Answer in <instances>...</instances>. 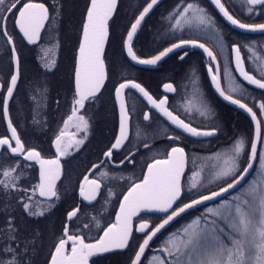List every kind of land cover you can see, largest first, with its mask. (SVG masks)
<instances>
[{
    "label": "snow or ice",
    "instance_id": "1",
    "mask_svg": "<svg viewBox=\"0 0 264 264\" xmlns=\"http://www.w3.org/2000/svg\"><path fill=\"white\" fill-rule=\"evenodd\" d=\"M211 2L232 25L248 31H264V23H243L230 14L221 0H211ZM21 3L22 0H15L10 4H6V0H0V7H3L6 13L12 14L13 10L17 9V6ZM158 3L159 0L147 2L127 32L125 47L131 59L139 64L157 65L158 62L175 50L190 46L202 49L211 61H216L214 52L196 39L180 40L179 43H173L171 47L165 48L159 54L148 59L138 58L132 48L133 38L145 17ZM246 3L250 6L248 8L250 13L255 6H264V0H246ZM116 7L117 0H90L86 20L82 25V39L79 43L76 60L75 95L72 113L64 121V129L60 131L54 141L57 158L44 159L35 148L26 149L10 119L8 120V129L11 132V138H0V148L9 151L11 156H22L25 161H35L40 165L39 183L31 189H21L17 186L19 177L14 176L13 173L17 171L18 166L5 168L2 172L5 179L0 180L4 196L20 192L19 203L29 217L45 214L44 211L35 210L33 200L37 195L48 201L59 198L57 181L60 180L62 175L60 157L65 155L67 151L66 148L62 150L61 144L69 123L75 121V127L78 130L87 132L89 122L83 115H78V113L85 108L86 102L97 97L104 86L107 76L104 62L105 42L109 34V20L112 18ZM189 13H192V15L189 16ZM170 16L175 18V27L177 28L182 23H191L193 19L198 20L202 25L213 24V19L206 13V10L193 3H188L182 10L175 11ZM8 18V15L0 16V32L7 38V43L12 45L11 52L15 62V70L7 86V94L2 101L5 118L9 115V100L13 97L20 77V58L17 55L13 37L7 31ZM50 19L49 8L44 3L27 0L18 9V17L14 23L29 44H36L40 39L41 30L45 28ZM231 51L235 53V68L240 76L248 83L264 89V71L261 72V78L257 79L244 67L241 46L234 44ZM50 52L51 50L46 52L43 57L46 59V65L55 63L54 60L48 59ZM187 55L188 53L185 52L179 59L183 60ZM208 72L220 96L248 112L256 126L255 138L250 141V147L246 145L245 140L241 137L234 140L228 153L217 154L216 159L222 161V163L213 166L215 170L212 172V178L213 182H221L225 186L220 187L217 191L210 192L208 195H199L198 198L191 199L183 206L174 208L173 206L180 199L183 192L182 178L186 170L187 156L183 147H171L170 151L166 153V158L153 159L147 165V171L141 182L133 183L128 188L120 202L115 222L104 228L103 235L95 242L86 243L84 236L69 235V229L65 226L63 229L64 238H60L54 244V251L50 254V264H89V259L93 256L114 250L127 249L130 247V239L133 235V217L144 211L166 214V217L154 228L150 227L148 220H142L135 229V231L144 234V238L142 243L139 244L138 250L135 251L134 257L130 258L129 264H141L142 257H144L150 241L162 229H165L170 222L187 210L207 201L225 197V194L238 189L245 182L249 172L254 169L257 160L259 163V167L256 169L257 179L248 182L246 188L239 189L231 198L225 197L222 199L216 207H208L205 213L196 217L187 227L178 230L183 233L179 243H170V246L161 249L167 257L171 258L170 260L161 257H155L154 259L158 261V264H264V152L258 151V144L264 139L261 136L262 121L257 118V113L247 104L242 103L239 99H234L232 95L225 94L220 83L218 64L215 73L211 65ZM129 88L137 90L152 108L156 109L171 124L183 132L193 137H208L218 134L216 128L201 130L193 127L190 123H186L169 110L167 96L157 100L140 83L128 80L121 83L115 90L116 99L119 102V134L116 136L111 148L104 153L105 157L110 159L113 156V150L120 149L128 139L130 113L124 98V90ZM163 88L169 93L176 91L172 83H165ZM236 90L235 88L232 89V91ZM259 108L261 115H264V103H261ZM207 111L205 109L201 114L205 115ZM143 119L145 121L150 119L148 112L144 113ZM168 138L179 139V137ZM13 141L15 146H13ZM83 143V140L75 141L76 145ZM144 147L150 148V145L144 144ZM245 154H247V163L246 166L241 168V158ZM98 167V165H93L94 169ZM199 175V172L192 173L193 179L189 184V192L200 187ZM100 188L101 183L99 180H90L88 176H85L79 186V194L84 200L91 202L96 199ZM109 195H112L111 191H109ZM7 206L10 207V204ZM79 211V207L69 211L67 220L72 221L77 217ZM14 221L15 217L10 213L6 217L4 226L0 228V233L5 236L4 241L0 244V264H28L26 257L30 251H34V248H29V244H34V238L24 242L22 246L18 236L19 228ZM69 243L71 244L70 251L68 250Z\"/></svg>",
    "mask_w": 264,
    "mask_h": 264
},
{
    "label": "flooded vegetation",
    "instance_id": "2",
    "mask_svg": "<svg viewBox=\"0 0 264 264\" xmlns=\"http://www.w3.org/2000/svg\"><path fill=\"white\" fill-rule=\"evenodd\" d=\"M23 2H27V0H22L20 7H22ZM33 2L44 3L49 8L50 13L60 6V0H33ZM147 2H150V0H118L117 10L109 23V40L112 36H116V24L122 26L131 16L134 17L130 18L129 26L124 28V30L122 29L121 41L117 49L118 53H122L125 57L127 32ZM221 2L225 4L234 18L239 19L243 23H264V6L257 5L250 13L248 11L250 6L247 5L246 0H221ZM188 3H193L205 9L206 13L212 17L213 24L202 25L198 20L193 19L191 23H182L179 28L175 27V18L171 17L170 14L182 10ZM89 6L90 0L88 1ZM131 9H133L132 12ZM134 10L139 11L134 12ZM86 12L84 22L86 20ZM119 13H125L126 16L119 19ZM191 15L192 13H189V16ZM48 23H46L41 35V41L37 46L42 42ZM15 31L21 38L16 27ZM190 39H196L210 48L216 55V61H211L200 48L186 46L170 53L162 63L151 69L140 68L132 65L130 62L128 66L115 65L112 67L110 75L116 80H109V68L106 64L107 79L104 86L97 94V97L92 101L86 102L85 108L81 109L78 113V115H83L89 122L87 132L78 130L75 127V121H72L69 123L65 136L62 138V150L66 148L67 151L65 155L60 157L62 175L57 182L58 197L59 194V199L62 197V192L65 195L71 196L72 201L75 202L69 211L77 207L80 209L76 218L72 221L67 220V226L71 222L76 223L81 212L92 208L99 203L102 197L104 199L118 198L117 200L121 202L128 188L133 183L141 182L147 171V165L153 159L166 158V153L170 151L171 147L179 146L185 149L187 156L186 170L189 153L192 155L193 165L206 164L210 166L212 164L213 167L220 162V160L216 159L217 154L228 153L235 139L242 137L246 145L250 147V141L254 139V126L251 117L248 112L239 108L238 105H229L218 97L213 89L211 75L208 72L210 65L213 67L214 73L216 65H219L220 83L225 94L232 95L234 99L241 100L242 103L247 104L257 113V118L262 121L261 136L264 137V115H261L259 108V105L264 103V89L248 83L240 76L235 68V53L231 51L232 45H240L245 69L257 79H260L261 72L264 71V33L246 34L237 31L222 19L209 0H164L143 21L133 38L132 48L138 58L148 59L159 54L165 48L171 47L173 43ZM21 40L24 42L22 38ZM109 40L106 52L108 49L110 50ZM24 44L28 46L25 42ZM185 52L188 55L183 60L179 59ZM125 74L128 75L129 79H124ZM128 80L140 83L157 100L167 96V107L169 110L174 115H178L186 123H190L193 127L201 130L216 128L218 134L208 139L196 140L171 124L165 116L152 108L138 91L125 89L124 98L130 113L128 139L120 149L113 150V156L110 159L105 157L104 153L111 148L116 136L119 134V107L115 90L121 83H125ZM165 83H172L176 91L171 93L166 92L163 88ZM233 88L237 90L232 91ZM6 93L7 88L3 92L1 85L0 94L3 95L2 99ZM205 109L208 110L207 114L202 115L201 113ZM145 112H148L150 115L148 121L143 119ZM62 129H64V124ZM7 137L10 138V135L8 134ZM168 137H179V139H169ZM76 140H83L84 143L76 145ZM54 141L51 146L40 149L39 134V148L36 150L40 152L42 158H57ZM144 144L150 145V148H145ZM13 146H15L14 143ZM202 147L207 148L201 150ZM258 151L264 152V139L261 140ZM15 158L23 159L22 156ZM246 163L247 154L241 158V168L246 166ZM32 164H35L39 169L37 162H32ZM93 165H98L99 167L94 169ZM258 167L259 163L257 160L252 176L241 189L251 181ZM185 173L182 178L183 192L180 199L173 206L174 208L180 207L177 204L184 197ZM85 176H88L90 180L97 179L101 183V188L93 203H87L79 194V186ZM204 190L206 188L202 191ZM109 191H111L112 195H109ZM195 192H198V190ZM53 200L56 199L54 198ZM119 205L117 212L119 211ZM165 217L166 214L163 213L141 212L133 219V235L130 239V245L133 240L137 239L139 243L136 250H138L139 244L143 241L144 234L135 231L142 220H148L150 227L154 228ZM170 227L171 225L152 242L146 254L154 256L158 253L157 240H159L158 243L162 244V246H167V240L170 236L163 234ZM85 242L93 243L86 240ZM70 249L71 244L68 245V250L70 251ZM127 249L105 255L123 253ZM129 261L130 259H128V264Z\"/></svg>",
    "mask_w": 264,
    "mask_h": 264
},
{
    "label": "trees",
    "instance_id": "3",
    "mask_svg": "<svg viewBox=\"0 0 264 264\" xmlns=\"http://www.w3.org/2000/svg\"><path fill=\"white\" fill-rule=\"evenodd\" d=\"M88 1L60 0V6L50 13L51 19L46 27L41 44L34 48L26 46L15 31L14 21L20 5L13 10L12 14L6 13L3 7H0V16L8 15L9 17L7 31L13 37L20 58V77L10 104V117L26 149L39 148V134L40 149L51 146L64 121L68 119L71 113L74 101L76 60ZM10 2H15V0H6V4H10ZM132 11L133 9H131ZM118 16L120 19L124 18L126 14L119 13ZM130 18L134 17L131 16ZM130 18L122 26L115 25L116 36H112L109 40L110 50L108 49L105 54L109 75L113 66H128L130 64L126 57L117 51L121 41L122 29L124 30L129 26ZM49 50L51 52L48 59L54 60L55 63L46 65V59L43 57ZM13 73L14 64L11 48L7 43V38L0 32V82L3 92L6 90ZM114 79L110 75L109 80ZM124 79H129L127 74H125ZM2 96L0 94V138L7 137L9 134L3 115ZM206 148L202 147L201 150ZM191 156V153H189L188 167L184 178L185 193L177 204L178 206L190 202L191 199L198 198L199 195L209 194L225 186L223 183L218 182L211 184L204 191H191L189 193L187 183L190 175L193 172H199V177H202L212 170V167L210 168L206 164L193 165ZM7 167H17V171L13 175L19 177L17 180L19 188L31 189L39 183V169L35 164L21 158H15L8 151L2 149L0 153V180L5 179L2 172ZM3 191V187L0 186V228L4 226L6 217L11 213L15 217L14 222L19 228L18 236L22 246L24 242L34 238V244H29V248H34V251H30L26 257L28 264H50V254L54 251V244L60 238H64L63 229L67 226V213L71 210V206L75 201H72L71 196L65 195L63 192L60 199L52 201L45 200L37 195L33 200L35 210L44 211L45 214L29 217L19 203L20 192L4 196ZM227 198H231V196ZM117 199H112L109 202V200L107 201L102 197L99 203L92 208L82 211L77 222H71L67 226L69 234L81 235L85 237L86 241L95 242L103 234V229L114 222L120 203V200ZM220 202L193 210L178 219L163 235L172 236L181 233L178 230H182L196 217L205 213L208 207L218 205ZM9 204L10 207L7 206ZM85 225L86 227H84ZM4 239L5 236L0 233V244ZM136 240H133L125 252L113 255H98L91 260V264H128V259L133 257L139 243ZM158 241L156 242L157 254L166 257L165 253L161 251L164 246L159 244ZM151 255L147 253L142 264H146Z\"/></svg>",
    "mask_w": 264,
    "mask_h": 264
},
{
    "label": "water",
    "instance_id": "4",
    "mask_svg": "<svg viewBox=\"0 0 264 264\" xmlns=\"http://www.w3.org/2000/svg\"><path fill=\"white\" fill-rule=\"evenodd\" d=\"M162 1H164V0H159L158 5H159ZM209 1L211 2V0H209ZM211 3H212V2H211ZM212 4H213V3H212ZM158 5L154 6V8L151 10V12L149 13V15L145 17V19L148 18V17L150 16V14L156 9V7H158ZM213 5H214V4H213ZM117 6H118V0H117ZM214 7H215V9L217 10V12L220 14V16L222 17V19H223L228 25H230L232 28L236 29L237 31L242 32V33H246V34H260V33H264V31H248V30H243V29H240V28H238V27L232 25L229 21L226 20V18L223 17V15L220 13L219 9L216 8L215 5H214ZM116 10H117V7H116ZM116 10L114 11L112 18L114 17ZM112 18L109 20V23H110V21L112 20ZM142 23H143V22H142ZM15 27H16V29H17L19 35L21 36V38L24 40V42H25L29 47L37 46V45L40 43V41H41V35H42V32H43L44 29L41 30L40 39L37 41V43H36V44H29V43L27 42V40L23 37V35L19 32L18 27H17L16 25H15ZM138 29H139V28H138ZM108 33H109V25H108ZM108 38H109V34H108ZM81 39H82V37H81ZM126 39H127V38H126ZM107 44H108V39H107V41L105 42L104 56H105V52H106V48H107ZM10 48H12V45H10ZM200 50L203 51L202 49H200ZM134 53H135V52H134ZM125 54H126V58H127V60H128L132 65L137 66V67H140V68H145V69H151V68H153V67H156L157 65H159L160 63H162V62L167 58V57L163 58L160 62H158L157 65H144V64H139L138 62L132 60L131 57H130V56L128 55V53H127V48H126V47H125ZM205 54H206V53H205ZM17 55H18V54H17ZM77 56H78V55H77ZM136 56H137V55H136ZM104 62H105V61H104ZM13 64H14V70H15V62H14V60H13ZM105 68H106V64H105ZM106 73H107V70H106ZM106 79H107V76H106ZM18 82H19V79H18ZM18 82H17V85H18ZM105 82H106V80H105ZM104 84H105V83H104ZM221 87H222V86H221ZM16 88H17V86H16ZM0 89H1V84H0ZM101 89H102V88H101ZM129 89H131V88H129ZM213 89H214L215 93L218 95V97H220L225 103H227V104H229V105H235V104H232L230 101L225 100L222 96H220V94L217 92L216 87H215L214 84H213ZM15 90H16V89H15ZM15 90H14V93H15ZM134 90H135V89H134ZM136 91H137V90H136ZM14 93H13V96H14ZM6 94H7V93H6ZM5 96H6V95H5ZM142 97H143V96H142ZM12 98H13V97H12ZM12 98L9 100V106H10V103H11V101H12ZM143 98H144V97H143ZM117 103H118V107H119V102H118V100H117ZM249 116L251 117L250 114H249ZM4 119H5L6 127H7V129H8V120H9V119L11 120V118H10V113H9L8 117H7V118L4 117ZM251 120H252V118H251ZM11 122H12V121H11ZM252 123H253V126H254V138H255V127H256V126H255V122H254L253 120H252ZM12 125H13V124H12ZM13 127H14V126H13ZM8 132H9V135H10V138H11V132H10L9 129H8ZM17 134H18V133H17ZM187 134H188V133H187ZM188 135H189L190 137L196 139V140H203V139H208V138L212 137V136H208V137H193V136H191L190 134H188ZM13 143H14V141H13ZM259 145H260V143L258 144V149H259ZM2 149H3V148H0V152L2 151ZM29 162H35V161H29ZM38 166H39V171H40V165L38 164ZM255 167H256V165H255ZM255 167H254V169H253L252 171L249 172L248 176L246 177L245 182H243V183L239 186L238 189H234L231 193H229V194H225V197H229L230 195L236 193V192H237V191H238V190H239V189H240V188L246 183V181L251 177L252 173H253L254 170H255ZM57 182H58V181H57ZM225 197H219V198H217L216 200L207 201V202H205V203H203V204H200V205H198V206H195V207L192 208V209L187 210L185 213L181 214V216L176 217L172 222H170L169 225H167V226L165 227V229H166L167 227H169L170 225L174 224L178 219H180V218L184 217L185 215H187L188 213L192 212L193 210L198 209V208H201V207H205V206H208V205L215 204V203L221 201L222 199H224ZM94 201H95V200H93V201H91V202L87 201V203H93ZM144 212H147V211H144ZM158 213H159V212H158ZM136 217H137V216H136ZM134 218H135V217H133V219H134ZM165 229H162L161 232L158 233L157 236L154 237L152 241H150L149 247H150V245L152 244V242H153V241H154V240H155V239H156V238H157V237H158V236H159V235H160ZM69 244H70V243H69ZM149 247L146 249L145 254H146L147 250L149 249ZM120 251H123V250H114V251H112V252L103 253V254H99V255H105V254H109V253H113V252H120ZM145 254H144V256H145ZM96 256H98V255H96ZM93 257H94V256H93ZM91 258H92V257H91ZM91 258H90V259H91ZM90 259H89V264H90ZM143 259H144V257H142V261H143ZM141 263H142V262H141Z\"/></svg>",
    "mask_w": 264,
    "mask_h": 264
},
{
    "label": "rangeland",
    "instance_id": "5",
    "mask_svg": "<svg viewBox=\"0 0 264 264\" xmlns=\"http://www.w3.org/2000/svg\"><path fill=\"white\" fill-rule=\"evenodd\" d=\"M123 15H125V13H123ZM220 163H222V161H220L217 165H219ZM212 167V164H210V168ZM215 169L212 167V170H211V172L210 173H208V174H204L202 177H198V179L201 181V185H200V187L197 189L198 190V192L199 191H202L203 189H205V188H207L208 186H210L211 184H216V183H218V182H213V178H212V172L214 171ZM209 171V170H208ZM192 179H193V177H192V174L190 175V177H189V180H188V183H187V188L189 189V184H190V182L192 181ZM255 179H257V172H255V174H254V176L252 177V179H251V181H253V180H255ZM250 181V182H251ZM248 185V184H247ZM247 185L244 187V188H246L247 187ZM197 190H192V191H197ZM189 191V190H188ZM190 193V192H189ZM107 201L109 200V202H110V200H112V199H106ZM217 205H215V206H212V207H216ZM188 226V225H187ZM186 226V227H187ZM182 231H181V233L179 232V234H176L175 236L174 235H172V236H170L169 238H168V240H167V246H170V243H179V241H180V238H181V236H182ZM225 235H227V233H225ZM165 255H166V253H165ZM155 257H161V258H165V259H167V260H169V259H171L170 257H167V255H166V257H163L162 256V254H155L154 256H151L148 260H147V262H146V264H158V261L156 260V259H154Z\"/></svg>",
    "mask_w": 264,
    "mask_h": 264
}]
</instances>
